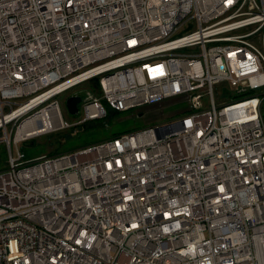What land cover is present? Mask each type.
I'll list each match as a JSON object with an SVG mask.
<instances>
[{"label":"built area","instance_id":"built-area-1","mask_svg":"<svg viewBox=\"0 0 264 264\" xmlns=\"http://www.w3.org/2000/svg\"><path fill=\"white\" fill-rule=\"evenodd\" d=\"M169 100L188 112L20 149ZM263 108L264 0H0V264H264Z\"/></svg>","mask_w":264,"mask_h":264},{"label":"rangeland","instance_id":"rangeland-1","mask_svg":"<svg viewBox=\"0 0 264 264\" xmlns=\"http://www.w3.org/2000/svg\"><path fill=\"white\" fill-rule=\"evenodd\" d=\"M217 89L219 90L216 92L222 95L223 89H220V87ZM87 91L86 85L83 84L58 97L65 119L70 122H77L79 120L78 116L72 115L69 112L67 108V99L73 93L85 95ZM104 104L107 106L106 102H104ZM108 109L110 113L108 119L95 122L89 125L85 130H83V126H78V132L74 130V133H76L74 134L75 137L71 140L70 138L68 139L70 140L69 144L66 143L62 146L58 144L60 140L66 139V136L70 135V131H67L42 136L34 141L22 143L20 144V149L27 155V160H35L42 156L55 157L64 153H71L78 150L77 148L81 146L94 145L110 140L114 134L124 135L156 125L169 123L182 118L188 112V107L177 100H169L161 104L144 106L127 112L111 113V109ZM104 122H107V124L104 125ZM14 153H16L15 149ZM7 167L8 158L6 146L0 144V170Z\"/></svg>","mask_w":264,"mask_h":264},{"label":"trees","instance_id":"trees-1","mask_svg":"<svg viewBox=\"0 0 264 264\" xmlns=\"http://www.w3.org/2000/svg\"><path fill=\"white\" fill-rule=\"evenodd\" d=\"M95 82H98V79L97 80H95ZM116 111H113V110H111V113H115ZM263 115H264V108H263ZM110 117V113H109V116H108V118ZM107 118V119H108ZM91 124H93V123H89V124H87V125H85L84 127H83V130H85L89 125H91ZM105 124H107V122H104V125ZM77 136V135H76ZM119 136H121L120 134H114V135H112V137H111V139L110 140H112V139H115V138H117V137H119ZM75 137V135H73L72 134V132H70V135H68V136H66V139H62V140H60L59 142H58V144L59 145H65L66 143H70V140L71 139H73ZM70 138V140H68ZM68 140V141H67ZM104 142V141H103ZM87 146H91V145H86V146H81V147H78L77 149H81V148H85V147H87ZM75 150V149H74ZM6 169V168H5ZM1 170H4V169H1Z\"/></svg>","mask_w":264,"mask_h":264},{"label":"water","instance_id":"water-1","mask_svg":"<svg viewBox=\"0 0 264 264\" xmlns=\"http://www.w3.org/2000/svg\"><path fill=\"white\" fill-rule=\"evenodd\" d=\"M81 102L82 98L78 96L70 97L67 100V108L72 115H77L79 113V105Z\"/></svg>","mask_w":264,"mask_h":264},{"label":"bare ground","instance_id":"bare-ground-1","mask_svg":"<svg viewBox=\"0 0 264 264\" xmlns=\"http://www.w3.org/2000/svg\"><path fill=\"white\" fill-rule=\"evenodd\" d=\"M78 114H79V113H78ZM78 114H77V115H78Z\"/></svg>","mask_w":264,"mask_h":264}]
</instances>
